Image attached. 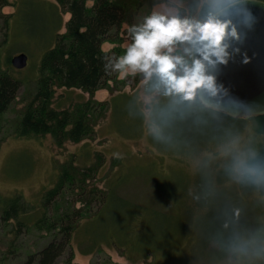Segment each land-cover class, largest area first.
Wrapping results in <instances>:
<instances>
[{
	"label": "rangeland",
	"instance_id": "1",
	"mask_svg": "<svg viewBox=\"0 0 264 264\" xmlns=\"http://www.w3.org/2000/svg\"><path fill=\"white\" fill-rule=\"evenodd\" d=\"M54 1L6 0L0 8V85L12 87L0 113V264H39L54 240L62 253L52 264H264V185L248 188L225 171L233 155L264 144L252 118L207 110L195 95L172 103L153 87L155 75L125 67L93 94L52 83L48 132L22 126L38 75L49 76L43 55L66 43L69 14ZM116 1L124 17L120 50L110 52L113 41L100 45L116 63L131 43L129 27L151 12L197 22L203 2H220ZM185 46L169 55L190 62ZM19 54L27 66L15 70L10 60ZM153 122L160 139L150 132ZM78 124L84 133L76 138ZM64 173L58 195H47ZM11 208L16 214L7 220ZM46 219L52 231L41 228ZM230 245L247 247L233 252Z\"/></svg>",
	"mask_w": 264,
	"mask_h": 264
},
{
	"label": "clouds",
	"instance_id": "2",
	"mask_svg": "<svg viewBox=\"0 0 264 264\" xmlns=\"http://www.w3.org/2000/svg\"><path fill=\"white\" fill-rule=\"evenodd\" d=\"M248 0H220L211 5L212 12L203 21L194 22L176 16H165L153 11L147 15L141 25L130 26L131 43L120 56L115 69L127 67L131 71L143 72L146 76L155 75L153 87L163 89V94L172 97V103L191 101L198 90L215 95V76L206 71V65H226L230 59L231 42H239L242 33L238 28L250 29L253 24L251 13L244 7ZM229 6L238 7L235 26L228 20L221 21L216 14ZM183 43L184 53L191 57L195 52L199 59L181 58L169 55L173 46ZM163 50V52H162ZM238 49L233 47L232 52ZM243 56V54H241ZM243 63L249 62L243 56ZM151 134L161 138V129L154 122L150 125ZM230 178L239 183L264 185V160H257L255 153L233 155L225 168ZM246 245H230V250L245 251Z\"/></svg>",
	"mask_w": 264,
	"mask_h": 264
},
{
	"label": "trees",
	"instance_id": "3",
	"mask_svg": "<svg viewBox=\"0 0 264 264\" xmlns=\"http://www.w3.org/2000/svg\"><path fill=\"white\" fill-rule=\"evenodd\" d=\"M82 1L74 0V2L69 4L72 18L67 23L66 43L58 45L54 42L56 43L55 46L48 48L42 57V66H44L42 71H46L49 76L47 74L38 75L35 83L38 89L28 103L21 121L22 126L32 134H44L48 132L49 124L47 123V119L49 117H47L46 103L49 100L48 95L51 92L48 89L52 88V83L54 85L55 83L62 82V86L64 87L77 86L82 88L86 93L93 94L96 91L106 89L107 84L115 79V71L117 70L114 68L116 64L115 58H106V55L110 56V54L104 53L103 55L100 45L101 40L102 42L106 40L108 42L120 43L118 35H113L112 32L113 29H118L120 23L124 20L123 15L121 16L120 14V8H123V6L117 3L116 0H92L94 1V6L90 9H85ZM6 4V0H0V8ZM211 5L213 4L203 2L198 7L196 12L198 21L205 20L212 12ZM11 92L12 87L9 85H4L3 83L0 85V113L5 110L7 99ZM65 118L67 116L61 118L62 120L60 121L63 127H66L68 122ZM77 118L80 124H83V114L81 113ZM252 119L256 124L255 133L257 135H264V116L252 117ZM80 124L77 125L79 126V131L75 133L76 138L84 133V130L80 128ZM255 158L257 160H264V144L260 145L256 150ZM63 176V181L58 183L57 180L52 188L47 191V195L51 197L52 194L58 195V186L66 183L64 181L65 179L67 180L68 174L64 173ZM5 214V219L8 220L16 214L15 209L11 208ZM40 226L47 231H52L53 228L52 222L48 221V219ZM65 230L67 233L69 232V229L65 228ZM65 230L62 228L60 232L65 233ZM54 241L43 249L39 264H52L61 255L62 245L60 242ZM31 262L29 261V264Z\"/></svg>",
	"mask_w": 264,
	"mask_h": 264
},
{
	"label": "water",
	"instance_id": "4",
	"mask_svg": "<svg viewBox=\"0 0 264 264\" xmlns=\"http://www.w3.org/2000/svg\"><path fill=\"white\" fill-rule=\"evenodd\" d=\"M253 17L250 29L238 28L242 33L239 42H231L230 59L226 65L208 67L206 71L215 76V95L198 90L195 94L200 105L210 111L221 113L231 119H246L264 116V1L248 0L244 6ZM238 7L229 6L216 14V18L228 20L235 26ZM238 49L233 53L232 48ZM249 60L243 63V56ZM191 59H199L193 52ZM10 65L15 70L27 66L24 54L14 56Z\"/></svg>",
	"mask_w": 264,
	"mask_h": 264
},
{
	"label": "flooded vegetation",
	"instance_id": "5",
	"mask_svg": "<svg viewBox=\"0 0 264 264\" xmlns=\"http://www.w3.org/2000/svg\"><path fill=\"white\" fill-rule=\"evenodd\" d=\"M54 1V0H53ZM72 2H74V0H55L54 1V3H52L54 6H57V7H64V8H66V14H69V18L70 19H68V21H67V23L71 20V18H72V15H71V12H70V10H69V4L70 3H72ZM83 2V7L85 8V9H90V8H92L93 6H94V1H92V0H83L82 1ZM118 29H113V35H115V34H118L116 31H117ZM113 44H114V46L115 47H113V48H111V53H116V51L117 52H119V48H118V44L119 43H114V42H112ZM100 50H101V46H100ZM116 50V51H115ZM102 51V50H101ZM104 52V51H103ZM102 52V53H103ZM110 52L108 53H106V52H104L105 54H110Z\"/></svg>",
	"mask_w": 264,
	"mask_h": 264
}]
</instances>
